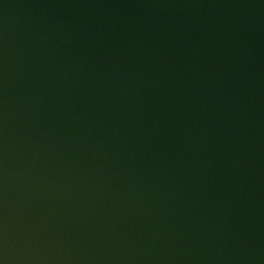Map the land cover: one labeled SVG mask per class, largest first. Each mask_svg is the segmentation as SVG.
<instances>
[{
    "label": "water",
    "instance_id": "95a60500",
    "mask_svg": "<svg viewBox=\"0 0 264 264\" xmlns=\"http://www.w3.org/2000/svg\"><path fill=\"white\" fill-rule=\"evenodd\" d=\"M0 264H264V0H0Z\"/></svg>",
    "mask_w": 264,
    "mask_h": 264
}]
</instances>
